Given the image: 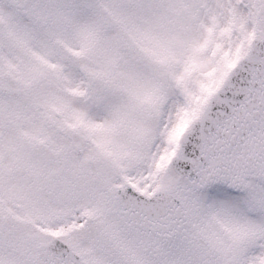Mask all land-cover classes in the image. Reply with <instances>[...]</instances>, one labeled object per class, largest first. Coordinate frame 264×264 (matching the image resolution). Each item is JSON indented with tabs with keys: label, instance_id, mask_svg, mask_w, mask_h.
<instances>
[{
	"label": "snow or ice",
	"instance_id": "obj_1",
	"mask_svg": "<svg viewBox=\"0 0 264 264\" xmlns=\"http://www.w3.org/2000/svg\"><path fill=\"white\" fill-rule=\"evenodd\" d=\"M0 264H264V0H0Z\"/></svg>",
	"mask_w": 264,
	"mask_h": 264
}]
</instances>
